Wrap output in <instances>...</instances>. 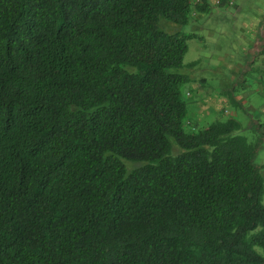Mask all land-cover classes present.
<instances>
[{"label":"trees","instance_id":"1","mask_svg":"<svg viewBox=\"0 0 264 264\" xmlns=\"http://www.w3.org/2000/svg\"><path fill=\"white\" fill-rule=\"evenodd\" d=\"M207 11L0 0V264H264L260 139L185 122L192 35L159 27Z\"/></svg>","mask_w":264,"mask_h":264},{"label":"rangeland","instance_id":"2","mask_svg":"<svg viewBox=\"0 0 264 264\" xmlns=\"http://www.w3.org/2000/svg\"><path fill=\"white\" fill-rule=\"evenodd\" d=\"M232 2L233 4H229L227 0L224 4H217L215 0H208L209 11L193 12L186 24L161 18L159 27L168 33L192 35L187 39V51L183 57V66L179 69V72L189 78L182 85L187 105L185 122L192 121L199 127L216 119L235 117L241 123L239 134L249 140L260 139L254 162L262 165L264 164V54L250 59L245 69L244 49L243 54L240 53L239 45L243 36H247L244 21L250 18L259 19L264 15V0H232ZM239 64H243L242 69ZM201 78L205 81L200 82ZM202 97L219 99V106L224 111L212 110L203 119L199 118L194 107L197 106L198 98ZM125 162L129 161L125 160ZM262 173L264 174V169ZM255 249L259 254H264L261 247L256 246Z\"/></svg>","mask_w":264,"mask_h":264},{"label":"crops","instance_id":"3","mask_svg":"<svg viewBox=\"0 0 264 264\" xmlns=\"http://www.w3.org/2000/svg\"><path fill=\"white\" fill-rule=\"evenodd\" d=\"M243 25L246 31L245 34L247 33L246 34L247 36H243L242 43L239 45V48L241 49L240 53L243 54L244 52L243 55L245 56V69H246V65L250 63L249 61L250 59H253L257 56L260 57L261 54H264V15L259 17V19L258 18L247 19L246 21H244ZM240 66L238 67L242 69L243 64ZM204 81H205L204 78L200 79V82H204ZM259 83L261 82L259 81ZM188 94L189 93H187V95ZM218 102L219 99L217 98L216 99L214 98L206 99L203 97L200 99L198 98L197 106L194 107L195 109L194 111L196 115L201 119H203L206 116V114L212 110L224 111V109H221V106H219L220 102L219 103Z\"/></svg>","mask_w":264,"mask_h":264},{"label":"built area","instance_id":"4","mask_svg":"<svg viewBox=\"0 0 264 264\" xmlns=\"http://www.w3.org/2000/svg\"><path fill=\"white\" fill-rule=\"evenodd\" d=\"M216 3H218V0H216ZM229 4H233L232 0H228Z\"/></svg>","mask_w":264,"mask_h":264}]
</instances>
